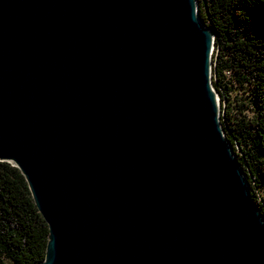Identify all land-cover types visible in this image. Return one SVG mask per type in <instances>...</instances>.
I'll use <instances>...</instances> for the list:
<instances>
[{
	"label": "water",
	"instance_id": "obj_1",
	"mask_svg": "<svg viewBox=\"0 0 264 264\" xmlns=\"http://www.w3.org/2000/svg\"><path fill=\"white\" fill-rule=\"evenodd\" d=\"M197 0H0V162L37 264H264Z\"/></svg>",
	"mask_w": 264,
	"mask_h": 264
},
{
	"label": "trees",
	"instance_id": "obj_2",
	"mask_svg": "<svg viewBox=\"0 0 264 264\" xmlns=\"http://www.w3.org/2000/svg\"><path fill=\"white\" fill-rule=\"evenodd\" d=\"M214 34L212 83L221 122L264 218V0H197ZM48 229L19 170L0 162V264H37Z\"/></svg>",
	"mask_w": 264,
	"mask_h": 264
},
{
	"label": "rangeland",
	"instance_id": "obj_3",
	"mask_svg": "<svg viewBox=\"0 0 264 264\" xmlns=\"http://www.w3.org/2000/svg\"><path fill=\"white\" fill-rule=\"evenodd\" d=\"M214 53H215V48H214ZM257 192H258L259 197L261 198L263 205H264V190L259 189V190H257Z\"/></svg>",
	"mask_w": 264,
	"mask_h": 264
},
{
	"label": "clouds",
	"instance_id": "obj_4",
	"mask_svg": "<svg viewBox=\"0 0 264 264\" xmlns=\"http://www.w3.org/2000/svg\"><path fill=\"white\" fill-rule=\"evenodd\" d=\"M261 223H264V220H262Z\"/></svg>",
	"mask_w": 264,
	"mask_h": 264
},
{
	"label": "built area",
	"instance_id": "obj_5",
	"mask_svg": "<svg viewBox=\"0 0 264 264\" xmlns=\"http://www.w3.org/2000/svg\"><path fill=\"white\" fill-rule=\"evenodd\" d=\"M213 53H214V48H213ZM215 54V53H214Z\"/></svg>",
	"mask_w": 264,
	"mask_h": 264
},
{
	"label": "bare ground",
	"instance_id": "obj_6",
	"mask_svg": "<svg viewBox=\"0 0 264 264\" xmlns=\"http://www.w3.org/2000/svg\"><path fill=\"white\" fill-rule=\"evenodd\" d=\"M212 55H213V53H212Z\"/></svg>",
	"mask_w": 264,
	"mask_h": 264
}]
</instances>
